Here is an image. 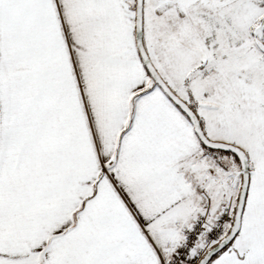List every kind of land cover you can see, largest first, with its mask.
Returning a JSON list of instances; mask_svg holds the SVG:
<instances>
[{"label": "snow or ice", "instance_id": "1", "mask_svg": "<svg viewBox=\"0 0 264 264\" xmlns=\"http://www.w3.org/2000/svg\"><path fill=\"white\" fill-rule=\"evenodd\" d=\"M0 264H264V0H0Z\"/></svg>", "mask_w": 264, "mask_h": 264}]
</instances>
